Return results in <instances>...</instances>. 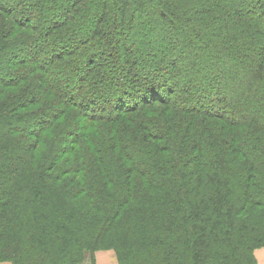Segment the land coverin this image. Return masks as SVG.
<instances>
[{
	"label": "trees",
	"instance_id": "trees-1",
	"mask_svg": "<svg viewBox=\"0 0 264 264\" xmlns=\"http://www.w3.org/2000/svg\"><path fill=\"white\" fill-rule=\"evenodd\" d=\"M262 246L264 0H0V264Z\"/></svg>",
	"mask_w": 264,
	"mask_h": 264
},
{
	"label": "rangeland",
	"instance_id": "rangeland-1",
	"mask_svg": "<svg viewBox=\"0 0 264 264\" xmlns=\"http://www.w3.org/2000/svg\"><path fill=\"white\" fill-rule=\"evenodd\" d=\"M206 42H207V40L205 42H202V45H206ZM198 45L199 44H197L196 48H201V46H198ZM226 66L229 67L231 65L226 64ZM239 81L244 83L245 79L239 78ZM47 137H50V135L48 134ZM42 138H44V137L42 136ZM68 140H69V138H68ZM82 140H84V139H82ZM30 141L34 145L37 143V140H34V141L30 140ZM39 141L42 142L41 140H39ZM42 143H44V145H46L45 141H43ZM34 147H38V150H39L40 146L36 144ZM66 147H67V144H66ZM69 157H70V154H64L63 155V161L60 164L59 168H61L63 170L69 168L70 163L67 161ZM64 177L70 178V174H68L67 176L65 175ZM253 253H254V257L256 259L257 264H264V246L254 249ZM2 264H12V263L6 261V262H3ZM77 264H118V260H117L116 253L113 249H102V248L99 249L98 248V249L94 250L93 252H91V251L85 252L84 256L82 257V260H80Z\"/></svg>",
	"mask_w": 264,
	"mask_h": 264
}]
</instances>
